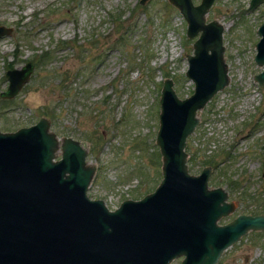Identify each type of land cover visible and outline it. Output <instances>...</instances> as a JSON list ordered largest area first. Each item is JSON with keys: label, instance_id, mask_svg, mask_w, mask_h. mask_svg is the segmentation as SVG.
<instances>
[{"label": "rangeland", "instance_id": "obj_1", "mask_svg": "<svg viewBox=\"0 0 264 264\" xmlns=\"http://www.w3.org/2000/svg\"><path fill=\"white\" fill-rule=\"evenodd\" d=\"M248 2L214 0L206 13L224 26L229 83L198 112L185 148L194 174L216 154L208 184L224 187L236 204L220 223L264 209V86L253 79L263 69L254 55L264 3L247 11ZM0 25L12 27L0 37V92L9 63L21 67L51 52L14 97L0 96V130L45 116L59 137L84 140L96 166L87 193L111 209L152 191L161 179L155 137L163 79H173L179 97L193 91L186 55L197 36L187 37L178 9L168 0H0ZM228 180L237 183L232 192ZM217 264H264V232L244 234Z\"/></svg>", "mask_w": 264, "mask_h": 264}, {"label": "water", "instance_id": "obj_2", "mask_svg": "<svg viewBox=\"0 0 264 264\" xmlns=\"http://www.w3.org/2000/svg\"><path fill=\"white\" fill-rule=\"evenodd\" d=\"M147 0H139L143 4ZM214 0H168L197 36L186 55L185 76L193 91L179 97L164 78L159 95L155 143L161 179L139 199L109 208L87 189L96 166L87 143L59 137L47 117L12 131L0 130V264H217L222 253L249 231L264 232V212L222 217L236 207L222 186L208 184L212 167L189 171L187 137L198 112L229 83L224 26L206 21ZM264 3L249 0L247 11ZM12 27L0 25V37ZM254 60L263 69L253 79L264 86V20L257 27ZM34 64L8 68L2 98L14 97L30 79Z\"/></svg>", "mask_w": 264, "mask_h": 264}, {"label": "trees", "instance_id": "obj_3", "mask_svg": "<svg viewBox=\"0 0 264 264\" xmlns=\"http://www.w3.org/2000/svg\"><path fill=\"white\" fill-rule=\"evenodd\" d=\"M51 52L50 50H43L41 51L40 53L36 54L35 58H33V64L34 65H41L43 62H45L48 57L50 56ZM13 65L11 63H9L7 65L8 68H11ZM47 109V108H46ZM45 114L49 115L51 119H54L56 117V112L54 110H51V111H46ZM225 152L224 156H227L226 158L228 157H231V154H229V151H225V150H222ZM221 151V152H222ZM215 157H216V154L215 155H212L210 157H208V159L206 161H204L205 163L211 165L213 168H215L217 166V163L215 162ZM230 159V158H228ZM261 171H262V174L264 173V160H263V166H261ZM225 172L222 171L221 172V176L224 174ZM229 183H228V187H229V191L232 192L234 191V186L237 185V183L235 182V180H228ZM213 183L217 184L216 181H212ZM252 197V196H251ZM256 213H260V212H264V209L262 210H259V211H254Z\"/></svg>", "mask_w": 264, "mask_h": 264}, {"label": "flooded vegetation", "instance_id": "obj_4", "mask_svg": "<svg viewBox=\"0 0 264 264\" xmlns=\"http://www.w3.org/2000/svg\"><path fill=\"white\" fill-rule=\"evenodd\" d=\"M211 166V165H210ZM212 167V166H211ZM177 259H179V261H180V258H177ZM177 259H175V260H177ZM219 260V259H218Z\"/></svg>", "mask_w": 264, "mask_h": 264}]
</instances>
